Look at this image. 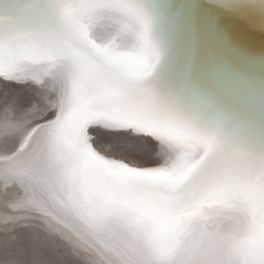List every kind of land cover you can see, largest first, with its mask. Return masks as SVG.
<instances>
[{
	"label": "snow or ice",
	"instance_id": "snow-or-ice-1",
	"mask_svg": "<svg viewBox=\"0 0 264 264\" xmlns=\"http://www.w3.org/2000/svg\"><path fill=\"white\" fill-rule=\"evenodd\" d=\"M6 6L0 76L41 91L25 110L30 119L12 125L20 148L4 157L5 181L30 180L52 213L100 241L115 264H264V154L223 150L150 87L158 52L139 0H52L46 13L36 0ZM105 11L140 21L145 43L135 51L97 43L90 32ZM45 77L59 90L45 91ZM93 126L130 130L102 145L107 151H147L142 133L166 158L157 167L106 158L90 143ZM217 208L238 212L240 227L193 234L192 211Z\"/></svg>",
	"mask_w": 264,
	"mask_h": 264
},
{
	"label": "bare ground",
	"instance_id": "bare-ground-1",
	"mask_svg": "<svg viewBox=\"0 0 264 264\" xmlns=\"http://www.w3.org/2000/svg\"><path fill=\"white\" fill-rule=\"evenodd\" d=\"M204 1L205 7L199 0H139L158 52L150 87L176 116L212 134L223 150H234L238 156L264 154V0ZM16 2L24 6L33 0ZM36 2L46 13L52 0ZM0 16L10 18L6 0H0ZM125 18L117 11L103 12L91 29V38L97 43L112 40L118 50H137L138 39L129 41L126 49L119 48L117 38L106 40L110 32L125 29ZM98 23L101 28L96 30ZM137 41L139 47H135ZM39 70L34 67L32 72ZM44 79L45 91L59 90L57 80ZM40 91L32 80L0 76V264H115L100 241L52 213L30 180L5 181L3 173L11 165L4 157L20 148L12 125L30 119L25 110ZM94 128L96 133L90 132L94 150L129 166L140 165L118 150L107 154L102 147L107 142L96 141L99 133L116 138L130 130ZM137 135L148 145L144 154L166 158L163 146L157 150V144L153 148L147 138Z\"/></svg>",
	"mask_w": 264,
	"mask_h": 264
},
{
	"label": "clouds",
	"instance_id": "clouds-1",
	"mask_svg": "<svg viewBox=\"0 0 264 264\" xmlns=\"http://www.w3.org/2000/svg\"><path fill=\"white\" fill-rule=\"evenodd\" d=\"M125 34L123 39L131 38L145 43L143 36V25L133 17L125 18ZM145 56L149 60L152 58V49L146 47ZM194 126V125H193ZM242 223V217L238 212L225 211L217 208L212 211L193 210L189 217V226L193 234L200 233L203 230L208 232L231 233L238 229Z\"/></svg>",
	"mask_w": 264,
	"mask_h": 264
},
{
	"label": "rangeland",
	"instance_id": "rangeland-1",
	"mask_svg": "<svg viewBox=\"0 0 264 264\" xmlns=\"http://www.w3.org/2000/svg\"><path fill=\"white\" fill-rule=\"evenodd\" d=\"M98 25H99V27H96V30H99V28H101V24L98 23ZM93 34H94V36H96L95 38L97 40H100L99 35H95V33H93ZM124 34H125L124 30H117V31H114V32H110V35H109L108 38H106V40L107 39H115V38H117L118 39L117 41L119 42V45H120V47H119L120 49L129 48L131 45H129L128 43H129V41H132L133 39H131V38L123 39ZM134 41H136V40H134ZM138 44H139V42L137 41V43L135 44V47H139ZM157 63L158 62H156V64ZM54 114L55 113H52L51 115H49L48 119H51ZM90 132L91 133H96V131H90ZM98 135L99 136H97L98 138L96 137V141L101 142V143L108 142L109 140L115 138L114 136H111L110 134H108L106 132L99 133ZM140 135H143L145 138H147V141L149 142V145L151 147L154 148L156 146L157 141L155 140V138L150 137L147 134L140 133ZM115 151H117V150H115ZM106 152H107V154H109V151L106 150ZM117 153L118 154L120 153V155H122L123 157H125V156L127 157L128 156L130 158L137 159V162L140 165L142 164L141 166H144V167H146V166L157 167V166H160L163 163V161L159 157H157V155L147 156L143 152H137V153L130 154V153L118 151ZM110 154H113V153H110ZM113 155H115V154H113Z\"/></svg>",
	"mask_w": 264,
	"mask_h": 264
},
{
	"label": "water",
	"instance_id": "water-1",
	"mask_svg": "<svg viewBox=\"0 0 264 264\" xmlns=\"http://www.w3.org/2000/svg\"><path fill=\"white\" fill-rule=\"evenodd\" d=\"M201 3H202V5L205 7V6H207V4H205L206 2L204 1V0H199Z\"/></svg>",
	"mask_w": 264,
	"mask_h": 264
}]
</instances>
